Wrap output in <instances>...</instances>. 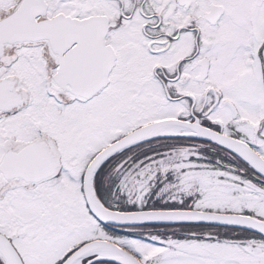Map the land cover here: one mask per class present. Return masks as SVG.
<instances>
[{"label":"snow or ice","instance_id":"obj_1","mask_svg":"<svg viewBox=\"0 0 264 264\" xmlns=\"http://www.w3.org/2000/svg\"><path fill=\"white\" fill-rule=\"evenodd\" d=\"M0 264H264V0H0Z\"/></svg>","mask_w":264,"mask_h":264}]
</instances>
